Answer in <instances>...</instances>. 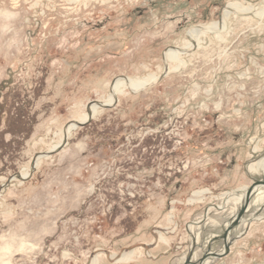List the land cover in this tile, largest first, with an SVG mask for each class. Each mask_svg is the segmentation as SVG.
Returning a JSON list of instances; mask_svg holds the SVG:
<instances>
[{
	"label": "rangeland",
	"instance_id": "obj_1",
	"mask_svg": "<svg viewBox=\"0 0 264 264\" xmlns=\"http://www.w3.org/2000/svg\"><path fill=\"white\" fill-rule=\"evenodd\" d=\"M262 159L264 0H0V264H198Z\"/></svg>",
	"mask_w": 264,
	"mask_h": 264
},
{
	"label": "water",
	"instance_id": "obj_2",
	"mask_svg": "<svg viewBox=\"0 0 264 264\" xmlns=\"http://www.w3.org/2000/svg\"><path fill=\"white\" fill-rule=\"evenodd\" d=\"M260 188H264V180L256 181L246 188L244 200L240 209L238 210L235 217L232 219V221L224 231L222 237L219 238V240L223 242V251L220 254H216L210 252L208 248L207 252L199 260L198 264H208L209 259L219 260L228 255L230 250V241L228 240V236L230 235L232 229L235 228L240 223V221L244 217V214L247 212L250 198L252 197L253 193ZM185 264H190V261L187 260Z\"/></svg>",
	"mask_w": 264,
	"mask_h": 264
},
{
	"label": "bare ground",
	"instance_id": "obj_3",
	"mask_svg": "<svg viewBox=\"0 0 264 264\" xmlns=\"http://www.w3.org/2000/svg\"><path fill=\"white\" fill-rule=\"evenodd\" d=\"M227 14L228 13H225V16H227ZM165 57H167V58H169V59H173V58H175V53L174 52H168V53H166V56ZM131 81V80H130ZM130 81H128V83L127 84H129L128 86H130L131 88H139V87H142L144 84H133L132 82H130ZM120 86V83L119 82H115V84H114V87H113V89L114 90H117L118 89V87ZM111 101V100H110ZM112 103V102H111ZM93 107V106H92ZM93 109V108H92ZM74 128V127H73ZM256 165V167L257 168H259L260 170H264V159H262L261 161H259L257 164H255ZM253 166L254 165H252L250 168H253ZM21 177H23V176H21ZM242 191L243 192H245L246 191V187L245 188H243L242 189Z\"/></svg>",
	"mask_w": 264,
	"mask_h": 264
}]
</instances>
